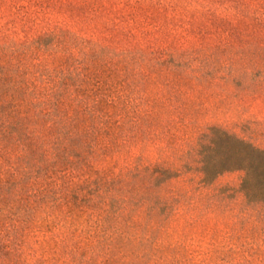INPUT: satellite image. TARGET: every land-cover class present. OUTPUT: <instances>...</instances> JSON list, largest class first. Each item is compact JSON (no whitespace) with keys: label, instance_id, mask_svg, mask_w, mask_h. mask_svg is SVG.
Instances as JSON below:
<instances>
[{"label":"rangeland","instance_id":"1","mask_svg":"<svg viewBox=\"0 0 264 264\" xmlns=\"http://www.w3.org/2000/svg\"><path fill=\"white\" fill-rule=\"evenodd\" d=\"M198 2L0 0V264H264V4Z\"/></svg>","mask_w":264,"mask_h":264},{"label":"trees","instance_id":"2","mask_svg":"<svg viewBox=\"0 0 264 264\" xmlns=\"http://www.w3.org/2000/svg\"><path fill=\"white\" fill-rule=\"evenodd\" d=\"M99 0H28V23L33 22L31 19H39L40 14H44L47 17L45 19V24L54 23L48 16L53 14L55 18L56 13H60L61 17L59 21L66 22L68 19H73L72 14H66L68 9L74 8L79 9L78 14L75 15L76 22L84 33H87L92 37H99L107 39L109 33L113 35L125 34L127 36V29L130 26V23H136L132 20L133 17L140 16L142 14V8L144 4L154 5V6H165L167 3H172V5L177 3H200L198 0H109L107 5H101L98 8H91ZM106 1V0H102ZM239 1V0H238ZM244 2H249V0H243ZM264 4V0H253L254 3ZM92 4V5H91ZM91 8V9H90ZM106 10V14H102V9ZM44 9L50 10L46 12ZM65 12H60L59 10ZM87 9V10H86ZM81 11V13H80ZM239 16V15H237ZM216 20V13L210 12L203 19L199 15V20ZM264 18V14H263ZM111 22L109 25L108 23ZM47 27L41 33L48 31ZM54 30H57L55 28ZM124 37L125 40L120 42L121 49L129 48L127 43V37ZM132 43V42H130Z\"/></svg>","mask_w":264,"mask_h":264}]
</instances>
